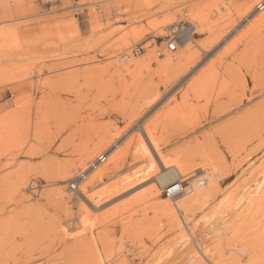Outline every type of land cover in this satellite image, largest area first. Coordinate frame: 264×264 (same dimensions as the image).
I'll use <instances>...</instances> for the list:
<instances>
[{"label": "rangeland", "instance_id": "374dc122", "mask_svg": "<svg viewBox=\"0 0 264 264\" xmlns=\"http://www.w3.org/2000/svg\"><path fill=\"white\" fill-rule=\"evenodd\" d=\"M4 3L15 8L16 13L11 18L0 19V31L17 28L18 34L13 39L0 41V47L7 48L5 59L0 51V59L5 60L0 65L6 71L3 81L14 82L0 88V107L5 112L23 113L18 115L22 126L15 134L0 133V180L6 178L3 184V180L0 182V263L157 264L180 236L179 231L167 233L161 212L162 199L167 194L164 190L156 194L154 176L126 189L115 187L148 164L138 155L142 127H148L160 140L168 161L191 162L187 178L182 182L187 189L196 174L198 159L212 154L213 144L220 141V129L232 122L249 127L261 119L254 112L264 110V25L256 24L253 17L260 12L256 9L258 5L264 6V2L4 0ZM250 5H255L253 12L243 16ZM192 22L198 24L194 39L201 45L224 35L195 72L213 63L212 71L224 74L226 70L221 78L227 82L234 78L236 96L243 95L240 113L217 119L218 87L211 90L200 86L184 99L178 94L167 107L178 93L174 92L144 118L132 123L146 103L138 91V82L154 80L163 90L161 81H166L175 71H162V60L174 58L183 51L178 46L176 51H168L167 42ZM137 49L141 52L137 53ZM161 50L165 52L164 57L157 55ZM9 52L16 56L8 55ZM146 54H152L148 68L140 70L131 66ZM230 101L220 99V108H237V102ZM104 142L111 145L101 151L99 148ZM254 144L242 143L241 157ZM88 154L87 162H83L82 158ZM116 156L120 158V166L113 169L110 163ZM101 157L104 159L100 160ZM259 157L247 159L243 166ZM18 161L22 162L23 169ZM93 165L108 166L110 174L92 185L90 195L103 191L105 194L110 191V195L98 200L99 210L89 214L81 209L83 197L78 185L73 189L72 184L78 179V184L89 181V174L95 170ZM69 167L72 184L62 175ZM13 168L18 172L15 175ZM162 169L160 164L159 173ZM109 187L122 191L113 196L118 191ZM246 209L233 212L227 218L229 225L206 237V245L221 247L225 258L233 263L246 262L248 255L239 251H251L256 244L255 224L260 222L255 219L254 209L250 208L249 214ZM243 210L246 217L241 219ZM104 212L107 217L103 216ZM203 224L201 221L199 225ZM240 224L244 225L241 233L237 230ZM251 233L255 235L251 237ZM173 258L167 257L161 264H177Z\"/></svg>", "mask_w": 264, "mask_h": 264}, {"label": "bare ground", "instance_id": "6f19581e", "mask_svg": "<svg viewBox=\"0 0 264 264\" xmlns=\"http://www.w3.org/2000/svg\"><path fill=\"white\" fill-rule=\"evenodd\" d=\"M260 1L264 2V0H260ZM254 6L255 5H252V6L250 5V7L247 9L245 14H243V16L251 14L253 12ZM256 9H259L260 12H257L255 16L253 17V19H255L256 24L264 25V12H262V10L264 9L263 3L259 4ZM15 13H16L15 8L7 7L4 3V0H0V19L11 18L14 16ZM243 16H241V18ZM16 29L8 28L6 30H1L0 31V41L15 38L16 34H18ZM198 29H199L198 24L195 22H192L188 28L181 30L178 34L176 33L177 46L179 48H182L183 51H181L178 54V56L174 58H166L162 60V63L160 66V69L162 71H165V70L175 71L173 75L167 76L166 81H161L162 82L161 86L163 87V90L160 89V86L155 84L154 80L146 81V80H141L140 78L141 81L138 82L139 83L138 91L140 95L144 96L146 103H144V105L141 106L140 114L135 119H133L132 123L140 118H144L149 112H151L154 108L159 106L166 98H168L174 92H175L174 94H176V92L178 93L175 95L174 99H172L171 101L167 103V107H169L173 103V100H175L178 94H180L181 98L184 99L191 90H195L196 88L200 86L203 87L204 89L212 88L214 90H216L215 88L218 87V92L216 95L217 102H218V106H217L218 110L216 111V114H215V116H217L216 117L217 119L222 120L223 118H228L230 115L234 113L235 114L240 113L239 112L240 108H242L240 106L241 104L244 103L243 95L236 96L237 90H236L234 78H232V81L230 82H227L225 79L221 78L225 75L226 70L224 71L225 73L223 72L224 74H220V71L219 72H217L216 70L212 71L214 70L213 68L214 63H213L209 65L206 69H202L198 73L195 72L198 66L200 65V63L204 60V58L208 57L211 50L215 48V46L220 42L222 38H224V35H223L215 39L214 41L210 42V44L201 45L194 39V34H196ZM227 33H225V35ZM6 49L7 48L5 47L3 48L0 47L1 53L3 52L1 57L3 56V58L4 57L6 58V54L4 52L6 51ZM193 49H196V51H193ZM8 51H11V49L8 48ZM12 54L14 55V53L9 52L8 55H12ZM15 56L16 55H14V57ZM164 56H165V52H164ZM11 57L13 56H10V58ZM151 57H152V54H146L140 60L134 61L131 66L138 68L140 70H142L143 68H148ZM2 59H0V65L2 64L3 61H5ZM5 75H6V71L0 68V88L14 83L12 80L8 82L3 81V77ZM186 79H187L186 83L181 87V84ZM222 98H228L229 100H231L230 102L236 101L238 104L237 108L221 109L219 101ZM20 113L22 114L23 112H20ZM19 114L18 112H13V111L9 112V110L8 112H5L2 109V107H0V133L2 131H6L8 134H12V133L15 134L18 131L20 124L22 126V123H19V121H21L22 118L19 119L18 121ZM254 115L259 116V118L261 119L257 121L253 126L248 127V125H244L238 122H232V123L225 125L222 129H220V135H221L220 141H217L213 144L212 154H210L209 156L201 155V157L198 159L195 165L196 174L195 175L193 174L194 175L193 180L191 182L190 187H187V189L183 188L182 182L185 180L184 179L185 177L187 178L188 170L190 169V168L187 169V167L191 162H188L189 163L188 164L187 162L180 161V160L176 162L168 161L167 156L163 152L162 147L164 146H162L163 144L160 142V140H157L156 136H154L149 131L148 127L141 128V131L143 132V134L140 132L141 136L137 135V136H140L139 140H142L140 141V148H139L138 155L142 156V159L146 161L148 164L144 169H141V171H137L134 174L129 175L126 179L121 180L120 183H118L115 188L124 186L125 188L123 189H126L127 187L132 186L138 183L139 181L141 182V180L143 181V180H146V178L148 177L151 178L154 176L153 177L155 178L154 191L156 192V194H159L163 190L167 194V198L162 199L164 206L161 211L166 220V227L168 229L167 233L172 234L176 231H179L180 236L177 238L175 243L170 244L169 252L167 253L166 257L160 259L157 264H161V262H163V260H165L167 257L170 258L172 256H174L175 259L174 258L173 259L174 261H177V264H264V110L260 109L254 112ZM26 122L28 121L26 120ZM29 126L27 125L26 127H29ZM12 140L14 139L12 138ZM245 141H249V142L256 143V144H254L251 148L246 149L245 151L243 150L244 151L243 153L245 155L241 157L240 151H242V149H240V146ZM36 142H38V140ZM38 143H40V141ZM128 144L130 143L128 142ZM109 145H111L110 142H104L100 146L99 150L101 151L107 150ZM37 149H40V148H36V150ZM5 150L8 151V149H5ZM5 150H4V153H6ZM137 151L136 153H138ZM1 152L3 151L1 150ZM4 153H3V156H4ZM8 153L10 152L8 151ZM110 154H112V152ZM258 155H260V157L257 161H253L252 163L247 164L246 166L245 165L243 166V164L246 162L247 159L253 156H258ZM89 156H90L89 154L87 156H84L82 158L83 162L84 161L87 162V159ZM102 157L100 160L104 159ZM1 158L2 157H0V159ZM17 163H19V161ZM20 163L19 164L21 168L22 162ZM25 163L26 165H28L27 164L28 162H25ZM110 164L113 165V169H118L120 166V158L116 156L114 159H112ZM160 164L164 169V171L161 173H159ZM191 166H193V164ZM92 168H94L95 170H93L89 174V181L80 182L79 184H78L79 179L75 181V183L72 181L73 184L70 181L71 180L70 176L72 174L71 173L72 169L70 167L66 169L65 171H63L65 175L62 174L63 176H65V178H68V180L71 182L73 189H76L78 185V191L83 197L82 199L83 207H81L82 206L81 203H80L81 205L80 207L81 209L84 208L85 210L84 212H87L89 214H91V212L99 210L96 207V205L98 204V200H100L101 198L104 197V195H107L110 192L109 191L107 194H105L103 191V192H100L101 194L99 195L97 194L96 196L90 195L89 190L91 187H93L92 185H94L96 181L103 180L105 177H107L110 174V170L108 169V166L93 165ZM21 169L19 171H21ZM12 171L14 172V175H15L16 171L14 170V168ZM10 172L11 171L9 170V173ZM12 173L10 175H12ZM59 174L60 173H58V175ZM2 180H0V182ZM14 180H11V181H14ZM4 181L5 180H3L2 184L4 183ZM16 181L19 183L18 180ZM22 181H25V179L21 180L20 182ZM14 182H12L13 185H14ZM27 185H29V183ZM14 186H17V185H14ZM65 186H67V184ZM115 188L114 189L110 188V189L118 191ZM121 191L122 189H119L118 192H115L112 195L114 196L117 193H120ZM10 192L12 191L10 190ZM10 192H8V194ZM56 196L59 198L61 196V198H63L62 195L60 196L56 195ZM39 197H42V196H39ZM108 198L106 199L108 200ZM244 207L247 208L246 213L249 211L248 214L250 213V208L254 209L255 219L256 220L258 219L260 222L258 224H255L257 225L254 231L256 235L254 233H251V237L253 236V234L257 236L256 238L254 236L255 238L254 241L256 244L254 243L255 245H253L251 251H248L246 249H242L239 251L243 255H248V259L246 262L240 261L238 263H233L232 261L225 258L226 256L223 250L221 249V247L216 249V248H212L211 245H206V237L207 236L209 237L210 234L220 231L222 228H225L226 225H229L227 223V218L233 212L241 210ZM114 209L117 210L116 208ZM115 210H112V211L115 212ZM104 213H105L103 215L104 217L105 216L107 217V214L108 216L111 214L110 210L108 211V213L107 212H104ZM244 213H245L244 210L241 211L239 218L241 219L245 218L246 216H244ZM103 216H101L102 219H103ZM91 217L92 216L89 215V218ZM115 217H116V214H115ZM87 219L86 221L88 222ZM201 221H202V224L204 223L203 225H199ZM251 222H254V221L252 220ZM85 224H88V223L85 222ZM243 228H244V225L240 224L237 228L238 232L241 233ZM101 235H103V233ZM214 247L216 246L214 245ZM95 248H96V245H95ZM95 252L97 253V251ZM116 257H118V255H116ZM122 262L126 263L127 261L126 262L122 261ZM0 264H3V263L1 262Z\"/></svg>", "mask_w": 264, "mask_h": 264}, {"label": "built area", "instance_id": "2783aa9c", "mask_svg": "<svg viewBox=\"0 0 264 264\" xmlns=\"http://www.w3.org/2000/svg\"><path fill=\"white\" fill-rule=\"evenodd\" d=\"M167 50L168 51H176L177 50V40H176V36L172 37L171 39L168 40L167 42ZM141 50L140 49H137V53H140ZM158 56L159 57H163L164 56V51H159L158 53ZM125 59V57H124Z\"/></svg>", "mask_w": 264, "mask_h": 264}]
</instances>
